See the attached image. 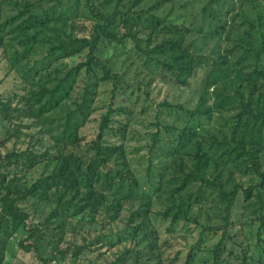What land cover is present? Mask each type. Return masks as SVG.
I'll list each match as a JSON object with an SVG mask.
<instances>
[{
    "label": "rangeland",
    "instance_id": "374dc122",
    "mask_svg": "<svg viewBox=\"0 0 264 264\" xmlns=\"http://www.w3.org/2000/svg\"><path fill=\"white\" fill-rule=\"evenodd\" d=\"M93 1L101 10L111 12L115 9L127 10L134 0H113L108 3L105 0ZM207 1L139 0L133 11H147L162 2L151 13L166 17L167 21L153 36L152 28L144 22L147 13H144L142 21H132L136 23L132 32L137 33L139 46L130 38L121 43L100 42L97 56L107 63L113 73L119 75V88L115 98H112V84L102 79L99 70L96 77L88 78L84 73L79 76L71 98L61 108L49 113L58 118L69 108H74L76 103H85L84 111L88 113V120L79 130L80 141L65 146L52 137L58 132V121L52 124L56 129L50 133V122H44L35 115L31 108V92L41 84L53 85L55 76L85 60L88 50L81 46L77 52L74 51L76 47H67L68 55L49 49L62 42L68 44L74 39L91 38L95 21L89 17L85 0H0L1 21L15 15L25 2L31 4L33 12L38 15L52 16L54 13L56 17H67L48 23L43 29L44 33L36 42L28 44L26 51L18 40L12 38L10 27H7L5 44L0 47V165H7L6 156L12 152L33 151L37 155H45L32 168L21 169L13 163L6 169L15 172L17 182L24 186L32 184L42 174L51 172L55 157L61 153L74 154L87 164L94 159L92 145L102 115L111 105L114 114L105 140L107 144L123 146L129 168L138 178L141 188L149 190L153 198L145 234L122 241L119 239L125 235L130 214L137 209L138 202L126 204L117 219L100 212L93 217L83 216L81 222L76 218L72 225L66 224L60 229L54 223L44 224L45 218L55 207L53 196L44 202L34 199L23 201L20 205L30 214L29 225H39L42 229L39 236L27 240L25 245L37 246L40 256L34 249L28 252L20 246V241L29 236V232L21 230L9 240L3 264H42L41 257L50 258L48 264H184L193 247H196V256L192 264H212L210 249L219 242L220 235H201L200 232L203 226L223 224L225 203L215 189L203 186L200 182H192L183 191L176 192L175 189L180 185L178 173L168 166L170 162L163 153L166 147L172 145V132L188 123L184 110H194L202 95L206 98V105L213 107L214 89L227 87L232 91L242 83L240 70L233 68L231 77L206 89V80L214 61L220 56L227 57L229 65L233 67L231 63L241 55L240 45L252 50L262 47L264 0H219L218 4L203 12ZM250 21L257 25L254 31L250 30ZM168 23L177 28H170ZM221 24L225 25V29L214 34L213 30ZM181 27L185 30L181 31ZM127 30L122 23L116 28L119 35ZM178 32L180 36L183 35L185 45H190L203 63L186 86L178 83L156 59L143 52L147 47ZM256 60L253 52L243 66ZM261 64L264 65V51L261 53ZM258 87L260 89L254 92L252 105L255 111L260 112L264 109V74L258 81ZM233 113L213 110L211 122L201 124L199 133L205 135L209 131L216 134L219 129H226L224 118ZM165 127L172 130L167 131ZM158 129L161 130L158 147L163 149L162 152L151 148L152 135ZM261 133L263 142L258 163L259 169L263 171L264 129ZM150 162L153 163L151 182L147 174ZM166 162L168 168L160 177L161 167ZM114 164L115 160L110 163V167L113 168ZM213 170L211 167L210 173ZM216 173H219V181L223 183L225 191L232 190L235 184L247 187L256 177L254 164L242 148L234 154L230 163L220 164L214 175ZM258 205L255 196L245 201L243 194H239L222 256L225 264H242L243 261L257 264L263 259L264 228L258 219ZM169 208L174 209L172 213L181 208L188 218L172 223L170 218L162 215ZM108 238H112L113 242L110 243ZM84 243L89 246L77 259L72 258L70 252L65 253L63 258L58 253L59 250Z\"/></svg>",
    "mask_w": 264,
    "mask_h": 264
},
{
    "label": "trees",
    "instance_id": "16d2710c",
    "mask_svg": "<svg viewBox=\"0 0 264 264\" xmlns=\"http://www.w3.org/2000/svg\"><path fill=\"white\" fill-rule=\"evenodd\" d=\"M113 0H105V3ZM248 1V0H245ZM139 0H134L127 10L115 9L111 12L101 10L93 0H85L89 17L95 21L93 25V35L91 38L74 39L62 42L57 46H52L51 52L60 51L67 53V47H76L75 52L80 50V46L87 48L88 52L84 61L63 70L61 75L55 76L54 83L51 86L41 84L38 89L31 92V108L38 118L44 122H50L48 131L54 132L56 127L52 125L57 120L58 132L52 137L56 142L65 146L75 145L80 141L79 130L87 122L88 113L84 111V101L76 103L74 108H69L60 117L54 118L49 115L66 104L71 98V93L76 85L79 76L84 73L86 77L92 78L97 76V71L101 73L104 81L112 84V98H115L119 88V75L113 73L107 63L97 56V49L102 40L108 42L121 43L130 38L139 46V37L137 33L132 32L136 26L135 22L143 20L144 13H147L144 22L147 27L152 28V36L160 29V26L167 18H161L151 13V10L158 8L162 2H158L147 11H133ZM219 0H208L203 8L207 12ZM32 5L28 2L23 4L22 9L4 21H1L0 5V47L5 44V32L10 27L9 32L13 34L12 38L24 47L26 51L28 44L34 43L38 37L44 33L43 29L52 21H61L67 17L41 14L33 12ZM213 11V10H212ZM230 11V10H229ZM228 11V12H229ZM209 15H213L210 13ZM123 24L128 28L127 32L119 35L116 28ZM15 24V25H14ZM250 30L254 31L257 25L250 21ZM170 28H177L176 25L168 23ZM165 28V27H164ZM225 25H217L213 30L214 34L221 33ZM181 31L185 29L180 28ZM219 31V33H217ZM179 33V34H178ZM170 38L163 39L155 43L152 47H147L143 52L151 58L156 59L165 69H167L183 86L189 84L197 70L202 66L199 58L191 49L190 45H185L183 35L180 32ZM152 36L149 38L152 43ZM241 55L236 57L231 67L227 57L220 56L214 61L213 69L206 80V89L209 90L217 83L231 77L234 69H239V77L242 83L238 88L229 91L227 87L216 88L213 91L215 103L213 107L206 105L204 95L194 110H184L181 106L178 108L184 110L187 115L188 123L181 129L172 132L174 137L172 145L166 147L164 155L170 162V165L178 173L180 181L176 192L183 191L188 184L200 182L201 185L213 188L219 194L221 200L225 203L223 224L217 226H203L201 235L212 233L220 235L219 242L210 249L212 264H225L222 259L226 250V239L229 237L228 229L232 224V212L240 193L243 194L245 201H249L254 196L259 204L260 214L258 219L260 225L264 228V170L259 169L258 158L263 142L262 130L264 129V109L260 112L255 111L252 105L254 92L259 90L258 81L264 74V65L261 64V53L264 51V34L262 35V47L252 50L249 47L240 45ZM255 52L257 60L252 64L243 66L245 60H248L251 53ZM234 68V69H233ZM243 68V70H241ZM252 68V69H250ZM50 76V74H48ZM248 93L247 97L245 96ZM164 106L171 107L168 103ZM213 110L218 112L233 111L234 113L224 118L226 129H219L216 134L209 131L205 135L199 133L198 128L201 124L210 123L212 120ZM114 109L111 105L105 114L102 115L99 125L98 134L93 142L94 159L84 164L82 159L74 154L61 153L55 157L54 167L51 172L44 173L38 177L32 184L21 186L17 182V174L6 169L15 163L21 169L32 168L36 163L43 160L45 155H37L33 151L10 153L6 156L7 165H0V264H3L6 247L9 240L19 231L29 232L27 239L20 241V246L25 251H34L40 256V250L34 245H25V242L36 235L42 233L39 225H29L30 214L20 205L23 201L34 199L39 202L47 201L53 196L55 202L54 209L45 218L44 224H57L63 229L66 224L72 225V221L78 218L81 222L83 216H96L100 212L113 219L119 218L121 212L125 209L126 204L138 202V207L130 214L125 235L119 241L128 238L135 239L138 235L145 234L147 221L151 214L152 194L149 190L142 189L138 178L129 168L125 159V151L122 145L107 144L105 136L111 129L112 116ZM167 131L172 128L165 127ZM161 141V130L158 129L152 135L151 148L159 149L158 143ZM242 148L249 154L254 167L256 177L253 183L247 187L235 184L230 191L224 190V185L219 181V173L214 175L220 164H228L232 161L234 154ZM163 149H159L162 152ZM119 159H121L119 161ZM114 167L110 163L114 162ZM167 162L162 166L160 177L163 176L168 168ZM213 172L210 173V168ZM12 177H9L10 174ZM150 179L153 178V163L150 162L147 169ZM156 190V188H155ZM198 201V197L196 199ZM173 208H169L162 213L164 218H170L172 223H177L181 219L188 218L186 213L180 208L172 213ZM42 223V225H44ZM50 228V227H49ZM48 229V228H47ZM110 243L112 238H108ZM89 245L84 243L74 248L68 247L59 250L61 258L65 253L70 252L72 258H78ZM196 256V247H193L187 256L184 264H192ZM59 257V256H57ZM42 264H48L50 258H43ZM242 264H247L245 261ZM257 264H264L263 259Z\"/></svg>",
    "mask_w": 264,
    "mask_h": 264
}]
</instances>
